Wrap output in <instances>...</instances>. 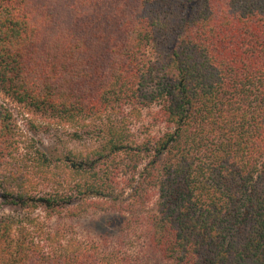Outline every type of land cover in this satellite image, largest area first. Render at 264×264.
Returning <instances> with one entry per match:
<instances>
[{
    "label": "trees",
    "instance_id": "trees-1",
    "mask_svg": "<svg viewBox=\"0 0 264 264\" xmlns=\"http://www.w3.org/2000/svg\"><path fill=\"white\" fill-rule=\"evenodd\" d=\"M0 93L99 140L20 152L0 100V264H126L61 225L109 212L173 264H264V0H0Z\"/></svg>",
    "mask_w": 264,
    "mask_h": 264
},
{
    "label": "rangeland",
    "instance_id": "rangeland-1",
    "mask_svg": "<svg viewBox=\"0 0 264 264\" xmlns=\"http://www.w3.org/2000/svg\"><path fill=\"white\" fill-rule=\"evenodd\" d=\"M0 100L5 102L14 113L20 152H26L25 147L35 142L36 146L55 159L63 157L70 151L85 153L99 143L98 138L92 135L84 137L83 140L77 139L75 133H78L80 127L75 123L71 124L43 113H35L6 98L2 93ZM9 214H14L11 208L5 206L0 208V217ZM37 214L44 216L40 212ZM136 219H133L132 228L129 230H123L125 219L117 212L89 213L73 220L66 219L61 225L70 233L76 231L77 237L88 245L96 244L103 251H118L121 255H125L126 264H173L153 249L147 232L143 230L144 224L140 223L142 226H137ZM54 222L53 219L47 223L53 225Z\"/></svg>",
    "mask_w": 264,
    "mask_h": 264
}]
</instances>
